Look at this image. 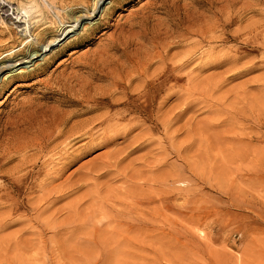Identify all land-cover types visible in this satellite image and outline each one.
I'll use <instances>...</instances> for the list:
<instances>
[{
	"label": "rangeland",
	"instance_id": "rangeland-1",
	"mask_svg": "<svg viewBox=\"0 0 264 264\" xmlns=\"http://www.w3.org/2000/svg\"><path fill=\"white\" fill-rule=\"evenodd\" d=\"M19 1L33 10L34 19L31 17L32 21L27 22L30 25L27 29L24 23L9 19L11 14H3L11 31L0 23V68L4 62L14 63L23 55L15 56L13 51L25 48L27 38L35 37L48 46L56 36L53 33H60L57 23H50L56 21L53 12L42 7L40 0H14L9 12L17 9ZM81 1L87 6L81 3L71 11L72 16L63 12L64 21L88 15L93 3L98 7L103 4L101 0ZM74 2L78 0H60L58 10L74 8ZM34 4H40L41 10ZM2 6L0 3L1 13L7 12ZM104 9L108 13L104 16L100 13L102 18L98 16L94 24H85L89 30L80 29L70 41L28 63L30 67L37 65L36 71L26 70L10 80L2 83L0 80V188L9 185L12 173L20 169L21 160L33 153L29 149L17 152L16 144L23 143L52 114L66 116L81 109L80 102L85 98L103 95L108 98L107 104L87 117L128 111L133 107L124 103L134 99L130 104L138 105L141 110L131 115L129 121H122L121 127L126 129L131 124L139 127L126 137L121 135L110 148H95L84 154L64 169L53 186L77 181L89 164L92 166L95 162L93 167H98L108 162L106 155L114 146L126 151L132 142L136 146L145 140L138 137L156 121L160 125L147 136L152 139L150 146L133 152L120 163L123 167L118 166L116 170L127 167L140 169L141 175L148 178L170 177L172 185L151 187L148 182L141 190L137 188L135 193L145 191L138 192L142 198L152 197L143 205L141 214L138 208L126 210L134 204L130 198L122 199V195L112 201L85 200L81 203V213L94 210L85 226L73 230L72 225L60 227L61 232L56 236L52 230H46L42 239L48 246L47 252L37 248L32 252L2 248L0 264H26L17 261L21 255L19 260L28 264H264V0H106L100 10ZM22 26L24 33H21ZM83 33L87 35L84 39L77 38ZM69 51H76L75 55ZM5 73L1 70L0 76ZM161 74L170 76L166 87L171 86L172 94L162 103L166 90L159 91L153 104L140 94L146 79H156ZM87 105L95 107L97 103L91 101ZM169 116H174L170 124ZM116 170L113 171L115 178L109 175V181L107 176L95 183L103 191L111 183L119 188L125 186ZM31 177L22 185L21 198L29 195L27 186L31 184ZM83 189L68 193L52 209L68 207L70 201L90 186ZM5 190H0V194ZM163 191L166 195H162ZM159 193L170 196L168 208L158 203ZM79 200L78 197L75 201ZM8 207L0 197L1 216ZM124 214L132 218L124 221ZM148 214L151 215L147 218L139 217ZM64 215L57 216V220H63ZM26 218L33 219V212ZM25 224L29 223L18 222L0 228V248L3 237L10 238L17 233L35 245L41 244L40 237L27 231L30 225ZM24 227L27 229L21 232ZM152 228L164 231L154 241L149 236ZM123 229L130 242H140L145 249H131L132 252L127 248H110L107 240H111L112 232ZM81 235L86 236V241ZM59 244H62L60 248Z\"/></svg>",
	"mask_w": 264,
	"mask_h": 264
},
{
	"label": "bare ground",
	"instance_id": "bare-ground-1",
	"mask_svg": "<svg viewBox=\"0 0 264 264\" xmlns=\"http://www.w3.org/2000/svg\"><path fill=\"white\" fill-rule=\"evenodd\" d=\"M40 1H41L42 7H46V10L49 9L51 12H53L54 18H56V21L50 22V23H52V24L57 23V25H58L57 27H59L58 30L60 33L59 34L53 33V35H56V36L54 37L53 41L49 43L48 46L41 44L42 42L41 43L38 42L36 40V38L33 36H32L33 38L30 37L31 39L27 38L28 40H26V42L23 44V46L25 48H22L21 50H18V51H13V52H15V54H14L15 56L23 54L22 56H20V58H18L16 61H14V63H11V64H7L5 62L4 63L2 62L3 65H1L0 71L2 70V72L5 71L6 73L4 75L0 76L1 83L4 82L5 80H10L11 78L16 76L17 74L27 72L26 70L36 71L37 65L35 67H30V65H28V63L34 62L35 59H37L38 57H40L46 53H49V52L51 53L52 52L51 50L54 47H56L57 45L62 44V42H66L68 40L70 41L72 38H74L76 35L79 34L78 31L80 29L89 30L90 27L88 26V24H94V21L96 20V18L98 16H100V18H102V15H100V13L103 14V16L106 13H108L107 9L106 10L104 9L103 11L100 10V8L106 2V0H101L103 2V4L100 7H98V5H96V3L95 4L93 3L92 9H91L92 11L88 12V15H86V13L83 15H78V18H75V19L72 18L73 20H71V21L69 20L70 22H68L67 20L66 21L63 20V18L61 17V14L63 12H64V14H66V12H67V14H70L73 9L79 8V5L81 3H85L84 1L78 0V2H74L76 4V5H74V8H71V7L60 8L59 10H58L59 5L57 6V4L59 3L60 0L57 1L58 3H56L55 0H40ZM0 3L3 4L2 7H6L5 11H7V12L3 11L2 13H1V11L3 8H0V23L4 27H6L7 31L9 30V32H10L11 30L9 28L10 27L9 24L6 22V20L3 16V14H5V13L8 15H10V14L12 15L9 17V19H12L15 22L16 21L20 22V23L22 22V24L24 23L23 25L27 26L25 28L29 29L28 28L29 24L27 22L32 21V20H30L32 17L31 13H33L32 9L29 10V8L25 5V3L23 1H19L17 4V9H14L12 12H9V10L12 8L11 4H15L14 0H0ZM39 5H37V6H39ZM85 5H86V3H85ZM35 6H34V8H35ZM37 6H36V8H37ZM40 6H39V8L41 10ZM39 8H37V9H39ZM98 8H99V10H98ZM37 9H36V11H37ZM40 10H39V12H40ZM39 14L40 13H38L37 15H39ZM73 17H74V15H73ZM46 18H48V17H46ZM32 19H34V18L32 17ZM35 19H37V18L35 17ZM50 20H52V19H50ZM42 21H43V19H42ZM46 21L48 22V20H46ZM67 23H70V24H67ZM86 23H88V24L85 26ZM13 24H14V22L11 25L13 26ZM82 25H83V27H81ZM29 27H30V25H29ZM35 27H36V25H35ZM18 28H19V25H18ZM22 28H23V26H22ZM27 29H25V31ZM23 30H24V28L22 29L21 33H24ZM58 30H56V31H58ZM31 35H32V33L29 34V36H31ZM86 36H87L86 33L85 34L83 33L82 35H79L77 38L84 39ZM14 49H16V48H14ZM25 49H26V52H25ZM23 52H25V53H23ZM75 52L76 51H73L72 53L70 52V54H74ZM42 60H44V59H42ZM181 63H183V62H181ZM184 65L186 66V64H184ZM187 66H188V63H187ZM132 77H131V79H132ZM147 78H148V76H147ZM150 78L149 79L145 78L146 79L145 80V88L142 91V93L140 94V96H144L147 101L149 100L150 103L154 104V100H155V97L157 96L158 92L166 90V94L163 97V101H161V102L163 103L164 100L170 98V96L172 94L170 92L171 86L167 85V87H166V84L168 83L170 76L167 74H161L156 79H153V78L150 79ZM157 80H161V81H159L158 83H154ZM152 83H153V85H151ZM209 84H210V82H209ZM211 85H214V83L213 84L211 83ZM152 88H154V92H152V91L150 92V89H152ZM209 88H211V86H209ZM82 98H83V96H82ZM91 101H96L97 106H95V107L88 106L87 103L91 102ZM107 101H108V98L105 97V95L100 96L99 98L87 97V98H85V100L82 103L80 102V104L82 106L81 109L71 111V114H68L66 116H64L63 114H60V115L59 114H52V116L48 117L41 126H37L38 128H35L33 130V132L30 131L31 135H29L28 138L26 137V139L24 138L25 140L23 143H19L18 145L16 144L15 145L16 147L13 145L17 152L23 151V150L27 151L29 149V151L33 150V153L30 155V157L26 156L21 160L20 169L17 171L15 170V172L12 173V178H11V181L9 182V185L5 186V188H0V190L6 189L5 191H3V193L0 194V197L4 198L6 204L8 203V206H9L8 207L9 209L5 213H3V216L0 215V217H1L0 218V228L4 229L5 227H8L12 224L13 225L15 223L17 224L18 222L29 223V224H25V226L30 225L29 228L27 229L26 227H24L21 230V232H23L27 229V231L31 232L36 237L37 236L40 237V243L41 244L35 245V243L32 240L28 241V240L22 239V234L17 233V234H13V236H10V238L4 239V237H3L2 246L0 249L4 248L5 251H9L11 249L14 252L24 250V251L28 252V251H31V250L37 248L40 251L41 250L46 251L47 245L45 246V242L42 239V235L45 234L46 230L47 231L52 230L54 233V236H56V234L58 232H61V231H59L60 227H63V229H64V226L72 225V230L74 228L79 229V228H82L83 226H85V224H87L91 220V217L94 214V210L92 208L90 211H88V213H81L80 207H81V203H83V201L86 202L87 200L89 201V199H90L92 202L96 203L97 201H101L103 199H104V201L105 200H110V201L119 200L120 195H122V199L128 200V198H130L132 203L134 204V206H128L126 210L138 208L136 210H138V213L141 214L142 213L141 210H143L145 208V207H143V205L146 204L147 202H150V200L152 198L150 195H147L148 193L146 194L148 199L142 198L143 196H141V194L138 195V192L144 191V190L140 191L144 185L146 186V184H148V182H150V184H152L151 187H153V185H154V187L155 186L160 187L161 185H169V186L172 185L170 182V177H166L165 179H162V180H160L158 178H148V177L142 176L143 174L141 175L142 171L140 169H137V170L131 169V168L129 169L127 167L124 170L122 169V171L120 170L121 168H119L118 171L116 170L118 166L123 167V166H121L120 163L123 162L124 160H126L127 158H129V156L133 152L150 146L152 139L150 137H147V136L151 132L156 130L158 128V126L160 125V123H158V121H156L154 123L153 127H149L148 131L145 130L146 132L143 134V136L141 135L140 137H138L139 140L141 138L145 139V140L139 141V144H137L136 146H134V144L132 145V143H133L132 142L130 144V146L127 147V148H130L128 151H126L127 150L126 148H125L126 150H121L120 148L118 149L115 146H114L115 148L113 146H111V147H113L114 150L110 149L109 151H111V152L108 151V153L106 155V158L108 159V160L106 159V161H108V162H103L100 159L101 162H103V164H101L98 167H93L94 166L93 164H95V162L93 161L94 163L92 164V166H91V164H89L90 166L87 168L89 171L87 170L88 172L86 171L84 176L80 177L77 181L72 182V183L67 184V185L62 184L60 186H53V183L56 180H58L60 175H62L61 173H63L64 169L68 165H70L73 162H75L76 160H78L84 154L90 152L91 150H93L95 148H103V147H108L110 145H113L118 138L122 137L121 135H124L126 137V136L130 135L129 134L130 132H132L134 129H137L139 127V125H132V124L129 125L128 126L129 128H126V129L121 127L122 121H124V120L129 121L131 119V115H135L136 114L135 112H138L139 110H141V109H139L141 107H139L136 104H133L135 101L134 99L133 100L130 99L124 103V104H126L127 107L129 105H131V107H133L132 109H129L128 111L115 113V114L106 113V114H100V115L95 116V117H87L88 114H90V113L92 114L97 109L102 108L103 104H107L106 103ZM183 101H186V100H183ZM131 102H133V103L130 104ZM149 102H147V104ZM187 103L188 102H186V104ZM187 108L188 107L184 108V110ZM180 112L182 113V111H180ZM177 115L179 116V114H177ZM173 117L172 118L170 116L168 118L166 117L168 119V124H170ZM40 124H38V125H40ZM135 124H137V123H135ZM125 126H127V125H125ZM165 126H166V130H167L168 125L165 124ZM166 134H169V132L168 133L166 132ZM19 138H16L17 139L16 141H18ZM21 139L23 140V138H21ZM84 140H87V141L85 142ZM82 141H84V142H82ZM80 142H82V143L79 144ZM137 143H138V141H137ZM108 148H110V147H108ZM167 158H169V157H167ZM104 159H105V156H104ZM98 162H96V164ZM124 164H126V162H124L123 165ZM144 164H146V163H144ZM148 164H149V162H148ZM86 165H88V163ZM147 165H145V166L147 167ZM85 170H83V171H85ZM114 170L117 171V172L115 171V173L117 174V177L121 178V183L122 184L124 183L125 186H123V187L120 186L121 188H119V187L114 186L113 183L107 182V183H111L112 188L108 187V184H107V185H105L106 188L103 191V189L101 187H99V185H97L95 182H97L98 181L97 179L101 178V177L107 178V176H109V175L114 176V173H113ZM157 170H158V168H157ZM119 171H121V172H119ZM19 172H21V173L19 174ZM155 173H156V171H155ZM17 174H19V175H17ZM30 176H32L31 177L32 178L31 184L27 186L29 195H27V196L23 195V197L21 198L20 196H21L22 185L26 182V180ZM164 176H165V174H164ZM115 177L116 176H114V178ZM109 178H110V176L107 179L108 181H109ZM138 179L143 180V181L137 182L136 180H138ZM112 180H113V178H112ZM118 180L120 181V179H118ZM150 184H149V187H150ZM115 185H117V183ZM88 186H90V189L88 191H85V192L83 191L84 193H82V194L80 193V195L78 196L80 199L79 201H75L76 198H78V197H76L74 201H70V203L68 204V207L61 208L59 210H58V207H57V209L56 208L52 209V206L57 201H60L65 196H67L68 193H70L74 190H77V189H79L81 191L83 188H85V189L88 188ZM149 187H148V189H149ZM137 188H140V190L138 192H136L137 193L136 194L135 190ZM85 189H83V190H85ZM160 191L161 190H159V192ZM164 191L162 192V195H166V194H164L165 193ZM74 192H76V191H74ZM152 192L155 193V189ZM169 194H171V193H169ZM158 196H159V199H158L159 202L158 203L160 204V206L168 208L170 206V200H169L170 196L169 197L168 196H160V193ZM26 198H27V200H26ZM65 198H67V197H65ZM154 201L155 202L157 201L156 198L154 199ZM117 203H118V201H117ZM123 204H125V203H123ZM83 205L84 204H82V206ZM100 205H102V204H100ZM157 205L158 204H156V206ZM91 206H92V204H91ZM157 207H159V206H157ZM82 209L84 210V208H82ZM161 210H162V208H161ZM96 211L99 212L98 210H96ZM153 211H158V208H153ZM31 212H33L34 218L33 219H27L26 215L31 213ZM100 213H99V216H100ZM61 214H63L65 217L67 216V218L65 220H64L65 217H63L64 221L61 219L63 216ZM150 215L151 214H148L145 216H139V215L138 216L141 218L142 217L147 218V216H150ZM14 216H16V217H14ZM17 216H20V217H17ZM42 216H45V217H42ZM57 216L61 217L60 221L57 220L58 219ZM79 216H87V217H85V219H82ZM123 217H124V221H125V220L130 219L131 216L129 217L128 215L124 214ZM93 218H95V217H93ZM168 218L171 221V217L168 216ZM146 223H147V221H146ZM128 227H131V226H128ZM136 229L138 230V228H136ZM139 229H141V228L139 227ZM145 229H147V228H145ZM106 230L107 229H105V231ZM167 231L169 233L170 229H168ZM148 232H149V230H148ZM163 232H164L163 230L152 228L150 230V233H149L151 241H154L155 238L157 239L158 235L160 233H163ZM72 233L73 232H71V234ZM107 236H109V235H107ZM128 236L125 232V229H123L121 231H118V230L113 231L109 237V238H111V240L109 238H108L109 240H107L108 246L112 249H117V250H121L122 248H125V249L127 248V250L135 249L137 251L145 249V245L140 244V242H138V243L130 242L129 239H131V238H129ZM80 237L84 241H86L85 239H87V238H85L86 236L84 237V235H81ZM147 238H148V236H147ZM79 240H80V238H79ZM114 241H115L116 245L114 244ZM0 245H1V241H0ZM60 245L62 246V244H59V245H57V247L60 248ZM51 247H53V245ZM51 247H49V248H51ZM72 247H74V246H72ZM75 248H77V246ZM85 251H84V253H86ZM33 252H35V251H33ZM112 252L114 254V251H112ZM20 255H21V253H20ZM3 256H4V254H3ZM38 256H40V255L38 254ZM6 257H7V255H6ZM17 257H18V255H17ZM21 257H23V256L21 255ZM21 257H18L17 261L20 263L22 262V263L28 264L27 262H24V260H19ZM10 258H11V256H10ZM10 258L7 260H10ZM1 259H2V257H1ZM14 259H16V258H14ZM28 259L29 258H27V260ZM31 260H32V258H31ZM31 260H29V261H31ZM15 261L16 260H14V262Z\"/></svg>",
	"mask_w": 264,
	"mask_h": 264
}]
</instances>
